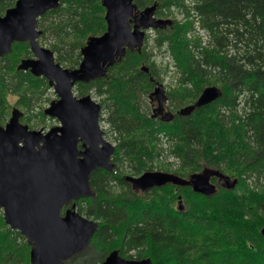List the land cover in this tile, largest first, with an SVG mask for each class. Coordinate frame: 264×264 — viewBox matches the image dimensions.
<instances>
[{"label": "trees", "instance_id": "16d2710c", "mask_svg": "<svg viewBox=\"0 0 264 264\" xmlns=\"http://www.w3.org/2000/svg\"><path fill=\"white\" fill-rule=\"evenodd\" d=\"M14 3L0 0V13ZM134 3L138 10L155 4V14L175 9L180 16L171 27L157 30L166 34L155 40L161 39L158 48L166 47L171 69L180 76L175 88L168 86L171 108L193 104L208 86H217L221 96L187 117L152 118L147 100L169 72V61L157 66L144 48L127 50L104 77L76 84L78 96L92 93L99 100L105 111L101 121L116 142L115 171L91 174L96 196L82 200L87 208L78 209L100 222L83 255L92 248L98 257L118 249L125 258H149L152 264H264V0ZM104 13L100 0H61L38 20L40 43L63 67L74 69L87 38L105 31ZM28 57L29 46L22 43L14 44L7 64L0 59V110H7L8 95L16 96L15 105L26 112L47 100V81L16 69ZM34 118L39 124L46 117L39 110ZM165 149L180 161L167 172L186 178L215 169L237 179L235 189L218 186L211 197L171 185L133 192L122 170L133 176L153 170V159ZM29 252L23 236L5 225L0 212V264H29Z\"/></svg>", "mask_w": 264, "mask_h": 264}, {"label": "water", "instance_id": "95a60500", "mask_svg": "<svg viewBox=\"0 0 264 264\" xmlns=\"http://www.w3.org/2000/svg\"><path fill=\"white\" fill-rule=\"evenodd\" d=\"M100 1L105 8L106 31L87 39L81 49L82 61L72 70L61 67L53 53L38 43L41 32L37 19L57 8L60 0H16L14 7L0 17V56L9 53L14 43L27 42L33 58L23 59L17 69L47 79L57 97L43 114L56 119L60 126L45 133L30 130L20 123L21 113L13 109L5 128L0 127V211L5 224L19 232L30 247L29 264H66L87 250L98 224L78 213L74 202L96 196L90 182L95 170L112 172L114 168L111 157L115 147L104 140L99 127L101 106L90 95L74 96L75 84L104 76L126 49L140 51L144 30L172 24L171 20L154 17L155 4L137 11L134 0ZM142 70L147 72L145 67ZM152 96L161 112L167 100L161 84ZM220 96L218 88L206 87L194 104L178 114L187 117ZM166 117L170 120L173 116ZM212 178L221 181L226 190L232 191L237 185V179L209 168L187 178L145 171L137 177L126 176L125 181L135 192L171 184L211 197L217 192ZM65 207L69 208L62 213ZM260 235L264 238V227ZM100 264L152 262L149 258L125 259L114 250Z\"/></svg>", "mask_w": 264, "mask_h": 264}, {"label": "rangeland", "instance_id": "374dc122", "mask_svg": "<svg viewBox=\"0 0 264 264\" xmlns=\"http://www.w3.org/2000/svg\"><path fill=\"white\" fill-rule=\"evenodd\" d=\"M161 9H158V13L156 14V17L162 18V19H169V20H171V22L173 20H175V19L176 20H180V16L176 12H174L175 9H173L174 11H172V10H170V11L169 10H161ZM196 30H198V29H196ZM196 33L201 37V39L203 41L205 40L204 33L201 30H199V32L197 31ZM165 34H166V32H164L163 34H159V33H157V31H154V30L150 31L148 33L147 37H145V42H144V47H143L148 54L154 55L153 59L156 60L155 62L157 64V66H159L161 68H163L165 66V64L169 61L168 58H170V57L167 54L166 47L158 48L159 44H161V42H162V41L159 42L161 39H159L158 44L155 43V40L158 39L161 36H164ZM42 45L46 46L44 43H42ZM47 45H48V43H47ZM171 65H172V63H171V60H170L169 61V65H168L169 72L164 76L163 82H162V84L164 85L165 91H168V86L170 84L171 85L173 84V86H174L177 83L178 77H180L179 74H176L175 71L173 69H171ZM215 87H217V86H215ZM173 88H175V86ZM189 88H191V86H189ZM183 90H184V88H183ZM192 90L194 91V87H192ZM90 94L92 95V97L94 96L92 93H90ZM44 97H47V100H49V101L46 100V101L40 103L39 104L40 106L37 109L38 111L39 110L43 111L44 108H46L49 105L50 101L56 99V96L53 93L52 88H50L49 90H45V95L43 96V98ZM6 99H7V102H8L7 103V107H8L7 110H9V112H11L12 107H16L17 109H19V111L22 112V116H21V119H20L21 123L28 125V127L30 129H33V130L42 129L44 131H47V130H49L52 127L58 126V124H59L58 121L50 119V118H47V117L41 123L37 124V122H36L37 118H34V115H36V113L38 112L37 110L31 111V112L30 111L26 112V110H24V108L16 106L15 105L16 102H17V97L16 96L8 95ZM93 100H95L96 102L100 103L99 100H97L94 97H93ZM147 102L149 103L148 100H147ZM188 103H189V101L188 102L185 101L184 104L180 108H183V107L189 105ZM168 107L171 108V104L170 103H168ZM171 111L173 112V111H176V110L173 109ZM1 112H3V111L0 110V113ZM101 117L105 118V111L102 110V109H101ZM100 127L107 134V136H105L106 140L109 143H111L113 145H116V142H115L114 138L110 135L111 132L109 130V126L104 121H101ZM164 148H167V146L164 145ZM165 150L166 151H165L164 155H162L161 157H159V158H154L153 157L154 159L152 158L155 168H153V170L146 169L145 171L167 172L166 171L167 169L168 170H175L180 165L179 159L176 158L175 156L169 155L168 149H165ZM122 171L123 172H122V176L121 177L132 175L130 173V171H125V170H122ZM171 186L174 187L173 185H171ZM114 190H116V192H119V194H121V190H120L119 186L114 187ZM174 190H175V187H174ZM80 207L83 210H85L87 208V205L85 203L81 202L80 205H77V208H76L77 212H78V209H80ZM81 214L84 215V212H82ZM88 218H90V217H88ZM95 251H97V250H95L93 248L89 249L88 253H85L84 255L83 254L80 255L81 257L79 259H77L76 261L72 262V264H95V263L102 262L104 260V258H105V255L103 254V255L98 257L97 255H95L96 254ZM132 254L133 253H131L130 255H132Z\"/></svg>", "mask_w": 264, "mask_h": 264}, {"label": "flooded vegetation", "instance_id": "af4514ba", "mask_svg": "<svg viewBox=\"0 0 264 264\" xmlns=\"http://www.w3.org/2000/svg\"><path fill=\"white\" fill-rule=\"evenodd\" d=\"M10 8H12V7H10ZM10 8H8V9H10ZM8 9H6L3 13H0V17H3L4 15H5V13H6V11L8 10ZM14 44H22V43H14ZM14 44L13 45H11L12 47H11V51L9 52V53H7V54H4V55H2V56H0V59H4L3 60V63L4 64H7L8 62H9V60H8V56H10V55H12V49H13V46H14ZM40 45V44H39ZM29 58H33V55L31 54V57H28V58H24V59H29ZM22 60V59H21ZM20 60V61H21ZM18 66V65H17ZM49 87V86H48ZM167 96V103L164 105V109L161 111V112H158L157 110H153V109H155V107H156V105H157V102H156V100L155 99H153L152 101L151 100H149V106H150V113H151V117L152 118H154V119H156V120H160V121H162V120H165V121H168V119L165 117V112L167 111V112H171L172 113V111L171 110H173V108H169L168 107V103H169V99H168V95H166ZM175 107V106H174ZM13 109H17L16 107H12V109H11V112H9V110H1V111H3V112H1L0 113V127H2V128H5V126H6V124L9 122V120H10V118H11V115H12V111H13ZM181 108H179L178 110H176V111H173V114H174V116H173V118H172V120L174 119V117H175V115L176 114H178V112H179V110H180ZM18 111H19V109H18ZM20 112V111H19ZM21 113V116H22V112H20ZM20 119H21V117H20ZM20 119H19V121H20ZM171 120V121H172ZM20 123H21V121H20ZM22 124V123H21ZM104 135L105 136H107V134L104 132ZM124 179V178H123ZM124 181H125V179H124ZM126 182V181H125ZM127 183V182H126ZM128 184V183H127ZM82 202V200H79V201H76V202H74L75 203V209L77 208V205H80V203ZM63 211L65 212V209L64 210H62V213H63ZM77 211V210H76ZM96 221H98V220H96ZM99 221H98V226H99ZM119 254H120V251H119ZM78 256H80V255H78ZM78 256H76L74 259H72V260H75ZM107 256V255H106ZM105 256V257H106ZM120 256L121 257H123L121 254H120ZM123 258H125V257H123ZM125 259H129V258H125ZM71 260V261H72ZM68 262H70V261H68Z\"/></svg>", "mask_w": 264, "mask_h": 264}]
</instances>
